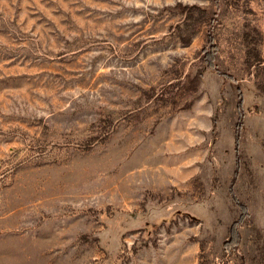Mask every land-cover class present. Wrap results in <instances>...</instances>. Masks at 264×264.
<instances>
[{
	"label": "rangeland",
	"instance_id": "374dc122",
	"mask_svg": "<svg viewBox=\"0 0 264 264\" xmlns=\"http://www.w3.org/2000/svg\"><path fill=\"white\" fill-rule=\"evenodd\" d=\"M0 264H264V0H0Z\"/></svg>",
	"mask_w": 264,
	"mask_h": 264
},
{
	"label": "trees",
	"instance_id": "16d2710c",
	"mask_svg": "<svg viewBox=\"0 0 264 264\" xmlns=\"http://www.w3.org/2000/svg\"><path fill=\"white\" fill-rule=\"evenodd\" d=\"M211 49H205V54H206V60L208 62V65L212 68H215L222 76L232 79V77L229 74H226L225 72H222L221 70L218 69L217 63H216V57H215V51H216V46L211 42ZM238 223H235L232 227V233L231 236L229 238V240H227V242L225 243V249L226 250H232L233 248H235L238 243H239V233L236 231V226Z\"/></svg>",
	"mask_w": 264,
	"mask_h": 264
}]
</instances>
